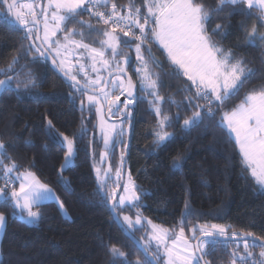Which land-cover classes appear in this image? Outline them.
<instances>
[{"label": "trees", "instance_id": "16d2710c", "mask_svg": "<svg viewBox=\"0 0 264 264\" xmlns=\"http://www.w3.org/2000/svg\"><path fill=\"white\" fill-rule=\"evenodd\" d=\"M132 2L141 9L142 15L147 14L145 0ZM216 2L203 0L206 8L214 6ZM111 3L118 6L121 14H127L130 0H110L108 6L103 7L108 13ZM247 11L253 15L247 16ZM211 15L213 19L208 25L209 32L217 24H222L226 33L213 36V40L225 49H232L238 58H244L247 66L257 70L256 77L245 82L239 93L222 106L214 104V118L205 116L199 127L185 131L181 128L183 120L198 110L189 106L186 99L195 95V87L182 71L173 70L166 53L153 44L152 52L164 65L163 69L152 66L153 72L160 73L162 81L158 92L164 97L163 112L174 118L172 126L166 131L174 135L163 146L153 143L154 130H159L157 118L148 103L147 94L139 91L138 96L144 99L138 102L127 164L137 184L142 210L137 206L123 207L118 211L121 215L126 213L133 216L136 211H141L140 214L171 229L173 233L180 228L190 233L197 224L218 223L229 226V234L252 233L256 237H264V194H260L251 178H246L248 173L243 170L242 157L233 136L216 126L223 113L231 111L251 89L264 84V59L261 58L264 47H235L237 38H242L253 25L262 32L264 26L257 20L259 9L248 10L246 5H228L222 12H212ZM9 18L13 19L12 12H7L6 6L0 5V67L6 66L14 55L21 52L22 46L32 42L30 38H25L24 31L15 30ZM77 20L88 21L102 30L112 27L110 24L104 25L87 11L82 12ZM242 21L243 29L240 27ZM68 29L84 31L86 35L83 41L96 48H101L98 41L105 39L96 32L88 34V29L82 28L79 23L69 22L65 31L57 34L54 40L59 39L64 43L63 37ZM81 39L79 35L71 37V40ZM34 42L36 44L35 39ZM68 49L83 52L82 48L70 43ZM124 51L130 52V65L135 64L134 45L133 49L124 47ZM105 56L111 57V53L105 51ZM84 61L93 67V60ZM21 63H25V60H21ZM28 66L37 80V86L30 90L31 95L18 97L14 92L0 95V141L13 145L8 152L19 165L17 172H34L57 193L68 216L62 213L56 202L48 201L33 208L34 211L39 210L41 218L36 223L28 224L19 214L13 215L10 201L5 203L0 200V212H4L7 218L1 240L0 264H110L108 248L112 245L129 253V260H140L143 264L144 253L121 231L110 210L111 201L98 191L96 169H100L101 174L100 156L104 150V139L98 131L96 108L85 106L82 109L81 101L86 104L87 93L72 88L70 82L62 78L48 60L29 62ZM95 68L97 73L98 66ZM3 78L0 75V79ZM169 97L175 103L170 102ZM193 103L204 105L206 101L200 99ZM177 112L179 117L176 116ZM49 119L59 133L74 141V165L63 172V177L70 181L71 191L65 190L59 175L67 149L49 139ZM82 128L86 129L83 135ZM126 143L125 138L123 144ZM177 157H181L180 167H173ZM113 161L116 171L117 155H114ZM4 162L10 163L8 160ZM33 164L34 167H31ZM113 183L108 179L104 191L109 195L115 194L119 187L115 185L112 192L110 185ZM17 184L14 186L17 187ZM4 185L0 180V187ZM186 204L191 209V215L184 217L182 214ZM16 212L19 213V210ZM135 236L143 244L141 237L148 236V226L138 228ZM235 247V244H229L225 251L218 246L204 259L209 264H231L230 253ZM261 250L260 247L250 249L257 256ZM239 252H244L241 245ZM237 262L240 263L239 260ZM158 263L163 264L162 259Z\"/></svg>", "mask_w": 264, "mask_h": 264}, {"label": "snow or ice", "instance_id": "6c2138e0", "mask_svg": "<svg viewBox=\"0 0 264 264\" xmlns=\"http://www.w3.org/2000/svg\"><path fill=\"white\" fill-rule=\"evenodd\" d=\"M109 2L110 0H50V6L54 5L55 7V11L52 13L55 25L50 27L47 18H45L43 37L45 47L42 50L41 46H37L33 41L27 46H22V51L14 55L6 66L0 67V75L4 77L0 79V95L9 92H14L18 97L31 95L30 90L37 86V80L28 64L29 62L37 63L47 60L49 57H52V65L69 79L71 87L76 91L83 93L89 88L99 86L101 84L99 76L81 86L76 75L71 73L66 58H60L57 62V58L61 57L62 52L67 51L70 43L76 48L90 51L91 59L94 62L93 71H96L95 62L98 58L103 66H110V61L104 59V56L105 51L111 53V60L115 62L116 72L119 74L112 80V90L119 88L121 95L127 93L128 98L123 101L126 110L129 106L144 99V97L134 94L135 85L132 78L129 76L125 81L123 74L126 69L120 67L121 63L130 66V52L124 51V47L133 49L134 45L135 59L139 64V67L135 68V73L140 83V89L153 97L148 103L157 118V128L159 129L158 131L154 130L153 143L163 146L174 135L166 131L168 127L172 126L174 118L163 112L164 97L160 96L158 92L162 81L160 73L153 72L152 66L163 69L164 65L152 52L153 44H157L166 53L173 70L182 71L183 75L195 87V95L186 99L189 106L198 110L193 111L191 116L183 120L181 128L185 131L199 127L205 116L209 119L214 118L216 114L214 104L218 107L222 106L228 99L239 93L245 82L256 77L257 70L247 66L244 58H238L232 49H225L213 40V36L226 35L225 26L217 24L209 32L208 25L213 19L212 12H222L228 5H246L248 10L259 9L257 20L264 26V0H217L214 6L207 8L203 0L200 2L197 0H145L148 4L145 15H142L141 9L135 7L130 0L127 14H121L115 3H111V10L107 15L94 11L101 6L107 7ZM0 5L6 6L9 13L16 8L15 0H11V2L10 0H0ZM85 11L97 17L104 25L111 24V29L102 30L94 27L88 21L77 20V17ZM246 14L247 16L253 15L251 11H247ZM32 15L33 22H35V14L32 13ZM69 22L81 24L82 28L88 29V34L91 32L102 34L105 39L98 41L101 48H94L84 43L83 38L86 33L77 29L67 30L63 37L64 43H61L59 39L53 40L52 37H56L58 32L65 31ZM9 23L14 26L15 30L24 31L25 38L32 36L33 29L28 27L30 21L22 11H15V18H9ZM240 27L244 28L243 21ZM75 35L81 36L82 39L80 41L71 40V37ZM242 46L264 47V32L259 31L256 25H253L250 30L244 32L242 38H237L235 47ZM53 53L55 56L52 55ZM117 57H120V60H117ZM261 58L264 59V56ZM21 60H25V63H21ZM83 67V65L80 66L81 71ZM101 96L103 101L109 105V114H114V109L119 110L117 101L121 100V96L110 98V91L106 88H101L99 93L87 96L88 108L96 107V111L101 112ZM200 99L205 100L206 104L193 103ZM169 100L175 103L173 98L169 97ZM81 107L82 109L84 107L83 101H81ZM122 114L127 117L131 116V113L128 112ZM176 116L179 117V112ZM216 126L225 129L230 137L234 134L242 157L243 170L248 173L246 178H251L260 194H264V84L251 89L238 105L231 111L223 113ZM100 127L104 133L103 139L106 148L116 142L115 136L122 137L124 135L123 127L117 124H109L105 128L103 118H101ZM85 131L86 129L82 128L81 135ZM47 134L50 140L67 149L59 175L65 190L71 191L70 181L63 177V172L74 165L76 154L74 141L63 133H59L51 119L47 121ZM11 146L13 145L0 141V174L5 181V185L0 187V200L5 203L10 201L13 206V215L19 214L28 224L36 223L41 218L39 210L34 211L33 207L44 201L56 202L66 215L63 202L48 185L39 181L34 172L31 170L17 172L19 165L8 152V148ZM123 158L122 153L121 161ZM5 160L10 163H5ZM180 160L181 157H177L173 161V167H180ZM31 167H34V164ZM13 173L16 174L13 175ZM96 173L98 191L103 192L111 201L109 207L121 231L133 240L140 251L144 253L143 264H158L163 258L160 252L161 246H163L164 255L167 257L166 264H202V262L209 264L204 257L215 251L218 246L227 251L229 244L236 245L230 253L231 264H236L237 260L240 264H264V237H256L252 233L231 232L229 234L228 229L219 224L200 225L199 237L195 235L196 229H192L191 239L187 238L184 229L180 228L179 235L172 241L170 247L167 243L170 235L169 230L152 224V221L148 220L147 223L152 227V235L148 243L142 244L135 236L138 228L143 227L141 214L137 212L133 219L128 215L121 216L118 211L123 207L136 208L140 204V195L136 191L137 186L132 181L131 175H129L128 183L124 185V192L127 195H122L117 200L114 193L109 195L104 191L109 178L108 173L105 172L101 176L100 169H96ZM116 176L120 177V169H117ZM17 182L19 183L18 188L14 186ZM10 185L13 186L9 191ZM17 209L19 213L16 212ZM187 215H191L188 204L185 205V212L182 216L186 217ZM6 219L5 213L0 212V229L5 228ZM153 240L156 241L155 252L151 251V241ZM178 241L182 243L178 244ZM193 241L195 242L193 243ZM241 241L243 253L239 252ZM255 247L262 249L258 256L250 251ZM108 253L111 257L110 264H117V262L119 264H141L140 260H129V253L117 245L110 246Z\"/></svg>", "mask_w": 264, "mask_h": 264}, {"label": "rangeland", "instance_id": "374dc122", "mask_svg": "<svg viewBox=\"0 0 264 264\" xmlns=\"http://www.w3.org/2000/svg\"><path fill=\"white\" fill-rule=\"evenodd\" d=\"M39 8H40L41 13H42V16H41V20L40 21H41V24H42V42H43L45 18H47V23L49 24L50 27H54V25H55V21L52 19V13H53V11H55L54 5H51L50 6V0L22 1V2H20V3L17 4V10L22 11L26 15V17H28V15H31L32 13L36 12L37 9H39ZM29 28H32L33 29L32 36L30 37L31 41L33 42L34 39H35V38H33L34 37V34H35V28H34V26H29ZM59 33L60 32H58L57 34H59ZM52 39L54 40V37H52ZM75 41H77V40H75ZM87 51H88V54H91L89 50H87ZM83 53H85V52H83ZM52 55L55 56V53H53ZM83 56H85V55L81 54V52H79V51L67 49L66 52H62L61 53V57L57 58V62H59V59L60 58H66V62L68 63V65H69V67L71 69V73L73 75H76L77 79H79V80H80V78H78L79 75L83 76V79H84L83 82L84 83H87L89 80H95L97 77L95 78V77L92 76L93 69H91L88 65L84 64L85 61L82 59ZM104 58H105V56H104ZM98 63H100L99 62V58H98ZM81 65L84 66L82 71L80 70V66ZM134 67L135 68L139 67V64H138L137 61H136L135 65H134ZM136 77H137V75H136ZM137 80H138V77H137ZM138 83H139V80H138ZM96 87H98V86H96ZM139 88H140V83H139ZM115 90L118 91L120 89L119 88H116ZM144 92L147 94L149 100H152L153 99V97L150 96V95H148V93L146 91H144ZM89 95H93V94L87 93L85 95V100H86L85 102H86V104H84V107L85 106L87 107V105H88L87 96H89ZM100 98H101V112H99V113L97 112V114H98V122H97L98 131L104 136V133L102 132L101 127H100V125H101V118H103V121L105 122V128L109 124H117V125L123 127V129H124V135L122 137L119 136L120 137V140H123L124 137L128 133L129 127L127 125L125 126L124 123H122L121 121L117 122V121L109 120L107 118L106 113H105L107 102H104L103 101V97L102 96ZM115 138H116V136H115ZM233 138H234V134H233ZM112 145H110L107 148L104 145V150H103V152H102V154L100 156V163H101V176H103L105 174V172H107L108 173V177H109L108 179H111L114 182L113 184L110 185V188H112V192H113L114 191L113 187L115 188V185H117L119 183L120 177L117 178V176H116L117 170L114 171V169L112 168V165L109 162V157H110V152H111ZM120 157H121V155H120ZM129 175H131V173L129 171V168H127V172L125 174L124 185H126L128 183ZM120 176H121V172H120ZM108 179H107V181H108ZM131 179H132V181H134L132 175H131ZM134 183H135V181H134ZM135 185L137 186L136 183H135ZM136 191H137V188H136ZM122 195H127L124 192V186L122 188V192H121L120 196H122ZM137 206L140 208V210H142V208L140 207V205H137ZM64 210L66 212V215L68 216V213H67V211H66L65 208H64ZM136 214H137V211H136ZM123 215H128V216L132 217L133 219H135V216H136V215L133 216V215H130V214L122 213L121 216H123ZM141 216L143 218V226L144 225H147L148 226V236L146 238H142L141 237V241L143 243H148L149 242L150 236L152 235V227H151V225H149L147 223V221L150 220V221H152V224H155V225H157V226H159V227H161L163 229L169 230L170 235H169V238L167 240V243L171 247L172 246V241L176 238V236L179 235L180 229L176 233H174V235H172L173 231L171 229H169V228H167L165 226H162V225L154 222L153 220H151L149 217H147L145 215H142L141 214ZM211 224H218V223H207V225H211ZM200 225H203V224H197V225H195L192 228V229H194V228L196 229L195 235L197 237L200 235V232L198 230ZM219 225H221V224H219ZM225 227H226V229H229V226H225ZM192 229L190 230V233H187L184 230L185 236L187 238H189V239H191V237H192ZM194 242L195 241H193V243ZM177 243L180 244L182 242L178 241ZM151 244H152L151 251L152 252H155L156 251V241H154V240L151 241ZM240 245L242 246V241H241V244ZM160 252H161V255L163 256L162 262H163V264H166L167 257L164 255L163 246H161ZM236 264H240V263L236 262Z\"/></svg>", "mask_w": 264, "mask_h": 264}, {"label": "flooded vegetation", "instance_id": "af4514ba", "mask_svg": "<svg viewBox=\"0 0 264 264\" xmlns=\"http://www.w3.org/2000/svg\"><path fill=\"white\" fill-rule=\"evenodd\" d=\"M41 13V10H40V8L39 9H37V11L36 12H34V14L36 15V17L38 18V19H40L41 20V16H42V13ZM32 15V14H31ZM31 15H28V17L27 18H29ZM34 28H35V33H36V26H34ZM34 37H35V34H34ZM84 43H86V44H89V43H87V42H85V41H83ZM90 46H92L91 44H89ZM92 47H94V46H92ZM94 48H96V47H94ZM83 50V52H85V53H83V52H81V54H83V55H85V56H83V60H86V59H90V60H92L91 59V54H88V51L86 50V49H82ZM104 59H107V60H109L110 61V66H108V67H105V66H103L102 65V63L100 62V63H98V60H97V62H95V66H98V71H97V73L95 72V71H93V73H92V76L93 77H97V76H100L101 77V84L98 86V87H96V88H101L102 86H103V84H104V81H105V78L107 77V75L112 71V70H116V64H115V62H112L110 59H111V57H106L105 56V58ZM117 60H120V57H118V58H116ZM85 64V63H84ZM93 64H94V62H93ZM134 65L135 64H132V66L130 67L129 65H125V64H123V63H121L120 64V67H122V68H125L126 69V71H128L130 74H131V76H132V78H133V80H134V83H135V95L136 96H138V94H139V91H141V89L139 88V83H138V80H137V77H136V73H135V67H134ZM91 69H93V67H91V66H89ZM119 75V74H118ZM117 76V75H116ZM115 76V77H116ZM115 77H113V79L115 78ZM78 78H80V81H84V79H83V76H81V75H79V77ZM123 78L125 79V81L127 80V78H126V76L125 75H123ZM112 79V80H113ZM79 80V79H78ZM86 80V79H85ZM113 89V86H112V81H111V84H110V88H109V91H110V98H114V97H116V96H121V97H125V99H127L128 97L126 96V93H124V95H121V90H118V91H116V90H112ZM87 93V92H86ZM124 99V100H125ZM123 100V101H124ZM123 101H121V102H118L117 101V106H118V109L119 110H115L114 109V114H112V116H113V121H117V122H119V121H121L122 123H124V125L126 126H128L129 127V130H128V133H127V135L124 137V139L123 140H120V137L119 136H116V138H115V141H116V139L118 138V142L116 143H114L113 145H112V148H111V152H110V157H109V162H110V164L112 165V168H113V163L112 162H114L113 161V157H114V155H117L118 156V167H117V169H120V172L122 173V167H123V162H124V158H123V161H121V157H120V155L123 153V157H125V154H126V150H127V143H126V145H124L123 144V142H124V140H125V138H126V142H128V136H129V132H130V128H131V123H132V117H133V114H134V112L135 111H137V106H138V103H135L136 104V106L134 107V105H131V106H129L126 110H125V105H124V103H123ZM108 108H109V105H108V103L106 104V111H105V113H107V110H108ZM125 112H128V113H131V116L130 117H127L125 114H122V113H125ZM136 115V114H135ZM124 150V151H123ZM127 168H129V166H128V164H127ZM127 168H126V172H127ZM120 182H121V176H120V179H119V183L117 184V187L120 185Z\"/></svg>", "mask_w": 264, "mask_h": 264}, {"label": "water", "instance_id": "95a60500", "mask_svg": "<svg viewBox=\"0 0 264 264\" xmlns=\"http://www.w3.org/2000/svg\"><path fill=\"white\" fill-rule=\"evenodd\" d=\"M22 1H35V0H15V2H16V8H15V9L13 10V12H12L13 19L15 18V11H17V4L20 3V2H22ZM10 2H11V0H10ZM40 14H41V13H40ZM28 20L30 21L28 27H29V26H36V28H37V29H36V33H35L36 44H37V46H41V48H42V50H43V47H45V46L43 45V42H42V24H41V21H40V19H38V18L36 17V15H35V22H33V15H31V16L28 18ZM36 37H39V39H36ZM47 60L49 61L51 67H52V68H53V69H54V70H55V71H56V72H57L62 78H64V79L67 80L68 82H70L69 79L66 78V77L63 75L62 72L58 71V70L52 65V57H49ZM116 75H118V73L116 72V70H112V71L107 75V77L105 78L104 84H103V86H102L101 88H106V89L109 90V88H110V84H111V81H112L113 77H115ZM123 75H125L126 78L129 77V76L132 78L131 74H130L128 71H126ZM77 80H78V79H77ZM78 81L80 82V85H81V86H83V85L85 84L84 82H82V81H80V80H78ZM132 82H133V84L135 85L133 78H132ZM101 88H89V89H87L85 92L90 93V94H96V93H99V91H100ZM133 91H134V94H135V88L133 89ZM126 96H127V93H126ZM124 99H125V97H121V100L118 101V102H121V101H123ZM133 105H134V107L136 106L135 103H134ZM135 114H136V111L134 112L133 117H132V123H131V128H130V132H129V136H128V142H127V150H126V154H125L124 162H123V167H122L121 182H120V185H119V187H118V189H117V191H116V193H115V196H116V199H117V200H118V198H119V196H120V194H121V192H122V188H123V186H124V180H125V174H126V168H127V155H128V149H129L130 141H131V139H132L133 131H134ZM106 115H107V118H108L109 120H112V119H113L112 114H109V108H108V110H107ZM199 236H200V235H199ZM199 236H198V237H199ZM249 239H251V238H249ZM158 264H159V263H158ZM202 264H203V262H202Z\"/></svg>", "mask_w": 264, "mask_h": 264}, {"label": "crops", "instance_id": "0c3cea01", "mask_svg": "<svg viewBox=\"0 0 264 264\" xmlns=\"http://www.w3.org/2000/svg\"><path fill=\"white\" fill-rule=\"evenodd\" d=\"M37 177V176H36ZM38 178V177H37ZM39 179V178H38ZM39 181L41 182V183H43L40 179H39ZM18 183V182H17ZM43 184H45V183H43ZM19 187V183L17 184V187L16 188H18ZM50 187V186H49ZM51 188V187H50ZM52 189V188H51ZM53 190V189H52ZM54 191V190H53ZM54 193L56 194V196L58 197V195H57V193L54 191ZM59 198V197H58ZM59 200H60V198H59ZM61 201V200H60ZM44 202H48V201H44ZM44 202H41V203H44ZM40 203V204H41ZM35 207V206H34ZM33 207V208H34ZM63 213V212H62ZM64 214V213H63ZM26 215V214H25ZM5 229V228H4ZM4 229H0V253H1V240H2V236H3V232H4Z\"/></svg>", "mask_w": 264, "mask_h": 264}, {"label": "built area", "instance_id": "2783aa9c", "mask_svg": "<svg viewBox=\"0 0 264 264\" xmlns=\"http://www.w3.org/2000/svg\"><path fill=\"white\" fill-rule=\"evenodd\" d=\"M94 11L103 12V13H105V15L108 14V12L106 11L105 8H103V6L97 8V9H94ZM110 25H111V24H110ZM111 26H112V25H111ZM0 180H1L2 182H4V184H5V181H4V178H3L2 174H0ZM11 186H13V185H10L9 187H11Z\"/></svg>", "mask_w": 264, "mask_h": 264}]
</instances>
